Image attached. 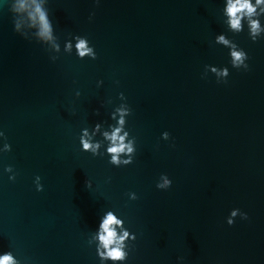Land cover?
<instances>
[{"label": "water", "instance_id": "obj_1", "mask_svg": "<svg viewBox=\"0 0 264 264\" xmlns=\"http://www.w3.org/2000/svg\"><path fill=\"white\" fill-rule=\"evenodd\" d=\"M247 3L0 0V258L264 264V0Z\"/></svg>", "mask_w": 264, "mask_h": 264}, {"label": "clouds", "instance_id": "obj_2", "mask_svg": "<svg viewBox=\"0 0 264 264\" xmlns=\"http://www.w3.org/2000/svg\"><path fill=\"white\" fill-rule=\"evenodd\" d=\"M259 2V0H258ZM236 4H239V8H237L236 5H232L229 9V14L230 15H234L237 11H243L245 8H247L249 10V12L253 11L254 9L251 8L250 4L247 3V0H244L243 3H241V0H236ZM41 19L43 20V17H41ZM232 26L236 29H239V20L238 19H234L232 20ZM253 30L256 29L257 25L255 24V22H253ZM47 28V26H45V29ZM79 48L83 49L84 48V42L81 41V43L78 45ZM85 51H81L80 55L83 56L85 55ZM233 56L236 58V60L240 59L241 54L240 53H233ZM119 132V129H117V133ZM113 141H115L116 139V133L113 134L112 137ZM85 148L89 147L86 143L84 145ZM123 148L122 146L120 147H112L111 149H109L110 152L112 153H116L119 151H122ZM129 151H131V149H129ZM114 161L116 160V157L113 158ZM166 184H169L170 182L165 181ZM159 187H164L163 185H160ZM235 214V213H234ZM247 219V216L245 217ZM122 221H118L111 213H109L106 218L102 221L101 223V229L103 230V232L106 235H101L99 237L100 241L104 244V246L107 248L109 245L113 244L114 239L116 237V232L115 230L112 228V225L116 224L119 225L121 224ZM229 223L231 224V221H229ZM127 236V233H124V237ZM124 237H121V240H123ZM110 256L113 259H120L123 257V253L119 250V249H112L110 252ZM11 262V257L10 256H4L2 258H0V264H10Z\"/></svg>", "mask_w": 264, "mask_h": 264}]
</instances>
